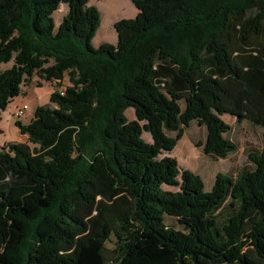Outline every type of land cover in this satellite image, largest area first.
<instances>
[{"label": "trees", "instance_id": "16d2710c", "mask_svg": "<svg viewBox=\"0 0 264 264\" xmlns=\"http://www.w3.org/2000/svg\"><path fill=\"white\" fill-rule=\"evenodd\" d=\"M131 1L93 47L89 0H0V118L33 76L53 87L0 146V264H264V0ZM225 116L261 145L205 191L168 153L195 124L227 158Z\"/></svg>", "mask_w": 264, "mask_h": 264}, {"label": "rangeland", "instance_id": "374dc122", "mask_svg": "<svg viewBox=\"0 0 264 264\" xmlns=\"http://www.w3.org/2000/svg\"><path fill=\"white\" fill-rule=\"evenodd\" d=\"M100 14V24L92 38L93 47H97L103 40L108 43L116 42V32L113 23L121 18H131L136 14V8L131 0H89ZM67 6L60 4V7L54 13L55 25L61 20ZM12 65V61L0 64V69L4 70ZM37 76H33L28 86L21 85L20 93L14 97L5 109L1 112L0 118V146L6 142L26 143L27 137L19 133L15 121L18 119L22 123H28L33 115V109L36 105H41L49 101V95L53 89L49 81H41L37 86ZM22 103H27L29 109L25 115L17 118L14 116L15 109ZM134 119L133 109H128L126 116ZM225 120L231 125V132L227 135L231 137L237 145V150L223 160L214 161L213 158H206L196 147L190 135L195 138H202L204 130L195 124L188 128L182 137L178 140L175 147L168 154L177 159L179 165L188 168L197 173L203 180L204 190L209 191L213 184L214 174L218 171L236 173L242 166H250L246 153L249 148H258L261 145V128L244 122H236L233 118L225 116ZM143 138L151 141L147 132H143ZM162 156V155H161ZM167 190H176V187L163 185ZM168 221V220H166Z\"/></svg>", "mask_w": 264, "mask_h": 264}, {"label": "built area", "instance_id": "2783aa9c", "mask_svg": "<svg viewBox=\"0 0 264 264\" xmlns=\"http://www.w3.org/2000/svg\"><path fill=\"white\" fill-rule=\"evenodd\" d=\"M62 93L61 89L59 90ZM29 109L27 103H22L21 105L17 106L14 112V116L20 118L25 115L26 111Z\"/></svg>", "mask_w": 264, "mask_h": 264}, {"label": "crops", "instance_id": "0c3cea01", "mask_svg": "<svg viewBox=\"0 0 264 264\" xmlns=\"http://www.w3.org/2000/svg\"><path fill=\"white\" fill-rule=\"evenodd\" d=\"M101 42H104L103 40L101 41ZM100 42V43H101ZM114 44V43H113ZM129 109H131V108H129ZM128 110V109H127ZM127 110H126V112H127ZM126 112H125V114H126ZM33 116V115H32ZM32 118V117H31ZM127 118L129 119V120H131V116L129 115V117L127 116ZM22 136H26V135H22Z\"/></svg>", "mask_w": 264, "mask_h": 264}]
</instances>
